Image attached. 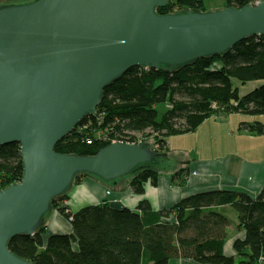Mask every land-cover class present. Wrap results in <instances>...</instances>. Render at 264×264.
Here are the masks:
<instances>
[{
  "label": "water",
  "instance_id": "water-1",
  "mask_svg": "<svg viewBox=\"0 0 264 264\" xmlns=\"http://www.w3.org/2000/svg\"><path fill=\"white\" fill-rule=\"evenodd\" d=\"M168 1L0 0V146L20 143L24 163L23 178L0 192V264H32L8 244L48 222L76 175L115 185L142 163L166 174L180 166L154 138L93 155L55 150L96 112L104 88L131 68L181 66L264 34V0L157 13Z\"/></svg>",
  "mask_w": 264,
  "mask_h": 264
},
{
  "label": "trees",
  "instance_id": "trees-1",
  "mask_svg": "<svg viewBox=\"0 0 264 264\" xmlns=\"http://www.w3.org/2000/svg\"><path fill=\"white\" fill-rule=\"evenodd\" d=\"M255 1L226 0V7ZM188 10L205 12L207 7L204 0H169L166 6L157 8V13ZM258 79H264V34L249 36L226 53L181 66L131 68L103 89L95 114L86 116L80 124L90 126L80 130L78 125L56 144L55 150L93 155L113 139L139 142L134 136L139 133L153 136L152 147L164 152L168 137L195 131L221 107L263 115L264 83L241 94L235 82ZM163 102H169L170 107L160 115L157 105ZM212 102L219 108H211ZM241 128L264 133L260 121L243 122ZM132 173L129 186L137 194L145 192L148 181L156 184L160 176L149 162ZM184 173L180 181L184 183L188 168L176 171L172 180ZM87 175H76L73 184H80ZM23 176L21 144L0 146V192ZM68 198V192L56 197L52 208L58 207L71 222V232L48 234L44 221L33 235L12 238L8 244L12 253L32 264H171L173 258H191L202 264H264V186L257 196L227 189L198 192L161 210H154L143 199L138 210L117 208L104 201L72 211L62 205ZM227 204L236 209L238 227L244 229V236L234 240V254L225 253L230 218L216 209Z\"/></svg>",
  "mask_w": 264,
  "mask_h": 264
},
{
  "label": "crops",
  "instance_id": "crops-1",
  "mask_svg": "<svg viewBox=\"0 0 264 264\" xmlns=\"http://www.w3.org/2000/svg\"><path fill=\"white\" fill-rule=\"evenodd\" d=\"M255 121L264 125V114L249 115L225 109L218 110L216 114L205 119L195 131L171 136L187 137L176 147L180 169H183L186 163L189 165V173L185 176L184 183L180 181L185 173L176 176L173 181L171 175L177 170L168 174L159 172L157 183L148 181L145 192L137 194L128 184L130 179L111 185L87 175L79 185L68 191L66 204L72 211L104 201L117 208L129 207L138 210L139 202L147 199L154 210H161L188 195L215 189L242 191L257 196L264 186V133L241 128L243 122ZM230 206L220 205L216 209L230 218L225 253L234 254V240L244 236V229L238 227V215L230 211ZM231 215L235 217L232 221ZM46 224L48 234L72 231L71 222L58 211L50 214ZM171 264L202 263L191 258H173Z\"/></svg>",
  "mask_w": 264,
  "mask_h": 264
},
{
  "label": "rangeland",
  "instance_id": "rangeland-1",
  "mask_svg": "<svg viewBox=\"0 0 264 264\" xmlns=\"http://www.w3.org/2000/svg\"><path fill=\"white\" fill-rule=\"evenodd\" d=\"M204 1H205V4H206V7H207L208 11L218 10V9H222V8L226 7V0H204ZM258 1H260V0H256L255 2H258ZM235 82H236V85L239 86L241 94H245V93L249 92L250 90H252L253 88H255L256 86H259V85L263 84L264 83V79L252 80V81H249V82L244 83V84H241L238 81H235ZM181 97H182L181 95H177V98H181ZM169 107H170V103L169 102H163V103H160V104L157 105V109L159 110L160 115L163 114ZM150 131L151 130H147L148 133ZM134 136H136L137 140L147 138V141H149L151 138H154L153 136L144 137L143 135H141L139 133H137ZM186 138L187 137H181V136H177L176 138H174V137L170 136L167 139L168 140V149L166 151H164V152L170 153L172 151L170 153V156L174 159L175 163H177V155H178V149H176V147H178L179 144L182 143L183 139H186ZM150 145L152 146V145H154V143H151ZM188 166H189L188 163L184 164V168H188ZM180 168L181 167H178L179 170H180ZM178 169H177V171H178ZM133 176H134V173H132L130 175H127L125 177V179H130L131 180L133 178ZM75 185H79V184L75 183L72 186V188ZM68 191H70V190H68ZM66 201H68V199L63 201L62 205H67ZM230 207H231L230 211L234 215H238L236 209L234 207H232V206H230ZM54 211L60 212L58 207H54L51 213H53ZM231 216H232L231 217V221H232V220L235 219V217L233 215H231Z\"/></svg>",
  "mask_w": 264,
  "mask_h": 264
},
{
  "label": "built area",
  "instance_id": "built-area-1",
  "mask_svg": "<svg viewBox=\"0 0 264 264\" xmlns=\"http://www.w3.org/2000/svg\"><path fill=\"white\" fill-rule=\"evenodd\" d=\"M146 67V66H145ZM211 108H213V109H218L219 108V105H218V103L217 102H212L211 103ZM225 108L224 107H221V110H224ZM95 114V113H94ZM81 124V123H80ZM79 124V125H80ZM78 126V125H77ZM76 126V127H77ZM81 126V125H80ZM90 125L89 124H85V125H83V126H81V128H80V130H84V129H86V128H88ZM75 127V128H76ZM100 133V132H99ZM101 134V136L103 137V138H105L106 137V135H105V133H100ZM103 134V135H102ZM137 141H141V139L140 140H137ZM112 142H131V141H125V140H120V139H113L112 140ZM111 142V143H112ZM132 143H136V142H132ZM108 193H110V191H108Z\"/></svg>",
  "mask_w": 264,
  "mask_h": 264
}]
</instances>
